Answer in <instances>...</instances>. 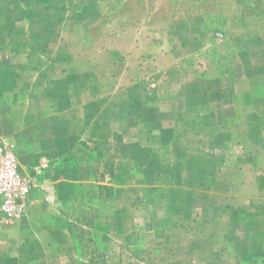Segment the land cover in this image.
Listing matches in <instances>:
<instances>
[{"label":"crops","instance_id":"0c3cea01","mask_svg":"<svg viewBox=\"0 0 264 264\" xmlns=\"http://www.w3.org/2000/svg\"><path fill=\"white\" fill-rule=\"evenodd\" d=\"M125 1L0 0V145L34 181L23 218L0 223V264H77L64 212L75 186L103 253L140 240L118 247L122 264H264L256 0H223L222 25L103 22ZM133 146L161 152L179 183H146Z\"/></svg>","mask_w":264,"mask_h":264},{"label":"rangeland","instance_id":"374dc122","mask_svg":"<svg viewBox=\"0 0 264 264\" xmlns=\"http://www.w3.org/2000/svg\"><path fill=\"white\" fill-rule=\"evenodd\" d=\"M223 0H126L120 8L119 13L113 16H106L103 22L107 23L112 18L118 15H124L126 17L124 24H133L141 22H153V21H171L177 22L181 21L187 17L194 15H204L215 25L223 24V17L219 13V8H221ZM250 8L253 13H255L260 19H264V0H256L251 3ZM117 8V7H116ZM108 25L101 29H94L88 32V38H95L101 33H109L116 31ZM78 199L70 201L66 210H64L67 217H69L70 222L73 225V230L76 234L81 237L84 250L88 254L92 251V244L88 243V228H85V215L83 214V209L78 203ZM115 247L112 248L114 253L105 254V259L103 262L93 258L91 261L93 264H122L125 262V253H121L118 247L124 249L138 251L140 240L131 237L117 238ZM87 242V243H86ZM90 260V257H86Z\"/></svg>","mask_w":264,"mask_h":264},{"label":"built area","instance_id":"2783aa9c","mask_svg":"<svg viewBox=\"0 0 264 264\" xmlns=\"http://www.w3.org/2000/svg\"><path fill=\"white\" fill-rule=\"evenodd\" d=\"M33 178L24 174L9 146L0 145V223L12 224L26 213L33 188Z\"/></svg>","mask_w":264,"mask_h":264},{"label":"trees","instance_id":"16d2710c","mask_svg":"<svg viewBox=\"0 0 264 264\" xmlns=\"http://www.w3.org/2000/svg\"><path fill=\"white\" fill-rule=\"evenodd\" d=\"M133 154L135 155L134 157L137 158L138 161H140V167H144V169L140 170L141 173L144 175V178L146 180V183H151L155 179H161L162 176L165 175V177H170V182L173 184L179 183L180 180V172H173V171H168V172H161L160 167H159V157L158 155L161 152L158 151H152L148 149H140L137 146H133ZM160 170V171H159ZM161 177V178H160ZM162 180V179H161ZM80 187L75 186L71 192H67V202L69 203L70 201H75L78 199V203L80 207L83 209V214L85 215V228H88V243L92 244V251L88 254L87 251L84 250L85 246L83 245V241L81 240V237L76 234L73 230V225L70 222V219L68 217V222H67V228L68 232L70 234V237L76 247L77 251V264H93L91 261L93 258L100 260V262H103L105 259V254L102 251V246L101 243L94 238L93 236V219L96 217V212H91L87 211L85 209L86 206L83 204L81 197H80ZM68 209V208H66ZM87 243V242H86ZM90 257V260H87L86 257ZM103 264V263H102Z\"/></svg>","mask_w":264,"mask_h":264}]
</instances>
